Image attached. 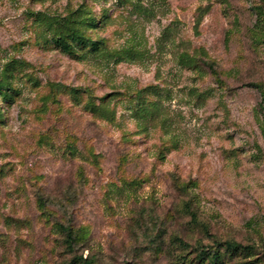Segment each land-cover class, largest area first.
I'll return each instance as SVG.
<instances>
[{
	"label": "rangeland",
	"instance_id": "obj_1",
	"mask_svg": "<svg viewBox=\"0 0 264 264\" xmlns=\"http://www.w3.org/2000/svg\"><path fill=\"white\" fill-rule=\"evenodd\" d=\"M79 256L264 264V0H0V264Z\"/></svg>",
	"mask_w": 264,
	"mask_h": 264
},
{
	"label": "trees",
	"instance_id": "obj_2",
	"mask_svg": "<svg viewBox=\"0 0 264 264\" xmlns=\"http://www.w3.org/2000/svg\"><path fill=\"white\" fill-rule=\"evenodd\" d=\"M61 27L63 31L66 32V34L63 36L53 37V41L56 42L64 51H71L72 49V44L70 41H68V39L76 43H84L87 41L85 36L81 34L77 30V28L70 26L68 23H66V21L62 22ZM92 44L95 46L97 43L93 42ZM223 245L227 251H233V252H238L241 249L247 248V246L240 245L239 243H236L234 241H225L223 242ZM78 258H80L81 261L84 262L85 264H95L86 257L84 258L82 256H79ZM219 258H220L219 253L216 252L213 254V261L215 263L218 262ZM78 262L79 261L77 260V258L73 257V259L69 264H74V263L77 264Z\"/></svg>",
	"mask_w": 264,
	"mask_h": 264
}]
</instances>
